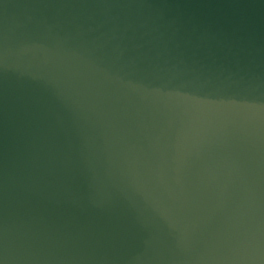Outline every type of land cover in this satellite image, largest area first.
Here are the masks:
<instances>
[{
    "label": "water",
    "instance_id": "1",
    "mask_svg": "<svg viewBox=\"0 0 264 264\" xmlns=\"http://www.w3.org/2000/svg\"><path fill=\"white\" fill-rule=\"evenodd\" d=\"M5 47L8 264H264V0H0Z\"/></svg>",
    "mask_w": 264,
    "mask_h": 264
},
{
    "label": "clouds",
    "instance_id": "2",
    "mask_svg": "<svg viewBox=\"0 0 264 264\" xmlns=\"http://www.w3.org/2000/svg\"><path fill=\"white\" fill-rule=\"evenodd\" d=\"M7 54V48H4L3 53H0V62H3L4 58L6 57ZM248 107L253 108L254 111L251 113V117L253 119H261L262 114H264V106L260 105H249ZM257 243V248H259V240L256 241ZM8 255H7V248L4 250V255L0 257V264H8ZM105 259H108L105 257ZM113 260L116 259H123L125 261V264H150V261L152 260H160L162 258L160 257H152L147 255L146 253H138L134 256L131 257H113ZM171 261V264H189V257H177L173 256L169 258ZM216 258L209 257L205 258L203 256L201 257H196L194 259V264H210V261L215 260ZM256 258L251 257V256H237L232 258L231 264H250V262H254Z\"/></svg>",
    "mask_w": 264,
    "mask_h": 264
}]
</instances>
